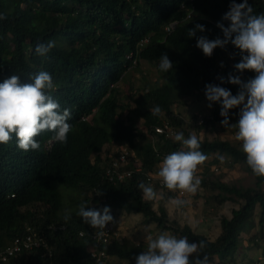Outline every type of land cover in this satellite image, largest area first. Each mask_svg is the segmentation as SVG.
Returning a JSON list of instances; mask_svg holds the SVG:
<instances>
[{
  "label": "trees",
  "instance_id": "trees-1",
  "mask_svg": "<svg viewBox=\"0 0 264 264\" xmlns=\"http://www.w3.org/2000/svg\"><path fill=\"white\" fill-rule=\"evenodd\" d=\"M231 3L0 0V82L12 75L31 82L39 71H47L57 85L51 95L61 109H70L68 122L72 126L64 144L52 140L48 146L53 134L46 132L36 137L39 150L24 152L16 146L15 138L8 145H0V264H98L87 257L93 246L92 231L76 215L81 204L95 210L107 206L140 213L145 223H154L177 238L187 237L190 243L203 241L201 258L206 255L207 261L234 259L239 233L252 226L256 207L258 223L264 225V178L252 173L242 146L224 138H198L199 150L206 157L215 154L218 159L224 154L231 162L243 163L255 180L252 186H239L207 175L201 178L200 186L216 191L218 204L238 203L230 216L220 218V233L214 240L169 219L163 205L154 209L138 187L141 182L148 185L147 174L168 154L186 150L174 141V135L156 133V125L166 119L185 138L191 135L189 129L198 131L213 125L210 118L198 123L196 114L186 119L185 113L176 112L174 108L183 98L204 94L207 84L219 85L233 95L240 90L239 85L227 82L229 75L240 77L234 68L241 59L239 49L229 42L205 57L196 47L200 36L223 39L217 23L229 26L222 17ZM248 3L255 15L264 14V0ZM189 10L193 11L186 18ZM175 20L178 23L167 31L165 27ZM197 24L205 31L189 38L188 30ZM49 40L56 46L47 57L38 56L37 45ZM162 54H167L173 64L168 73L159 69ZM143 62L161 74V82L146 81L139 87L126 82V74L140 70ZM250 74L253 77L249 79L254 78L255 73ZM219 77L224 78L223 84ZM156 107L161 109L159 114H153ZM242 107L229 110L232 131H238L235 123ZM220 110V104L214 103L213 118L221 123ZM112 142L133 152L118 169L122 175L132 171L131 175L119 177L115 172L109 179L107 170H115L109 156L112 151L103 148ZM137 166L140 171H136ZM98 190L102 195L96 194ZM173 195L168 191L164 197ZM66 211L71 212L68 221L64 220ZM61 225L65 227L60 229ZM139 250V245L124 238L114 239L106 247L108 255L131 261Z\"/></svg>",
  "mask_w": 264,
  "mask_h": 264
},
{
  "label": "clouds",
  "instance_id": "clouds-1",
  "mask_svg": "<svg viewBox=\"0 0 264 264\" xmlns=\"http://www.w3.org/2000/svg\"><path fill=\"white\" fill-rule=\"evenodd\" d=\"M222 19L230 22L228 27L217 23V27L223 33V39L209 40L205 36H200L197 38L196 47L202 50L205 57H211L214 49L218 47L223 49L230 42L241 53L240 62L234 65L236 71L243 73L247 70L255 73V76L243 82L239 76L229 75L227 82L240 87L236 95L219 85H205L204 95L209 102L207 107L211 108L214 103L220 104L219 114L223 117L221 123L214 120L212 112L208 115L199 111L193 113L196 117L200 113L204 121L206 118L212 119L213 125L218 122L224 127H231L229 110L243 105L238 113V121L235 123L238 129L235 138L241 142L246 163L252 173L264 178V14L255 15L248 0H242L241 3L232 0L229 10ZM197 31L204 32V26L197 24L189 29L188 37H194ZM55 46V41L49 40L46 43H39L35 52L38 56L47 57ZM159 61L160 71L168 73L173 69L167 54H162ZM220 66L223 67V64L221 63ZM219 79L221 84L225 82L223 77ZM56 87L52 75L43 70L32 76L31 82H22L18 75H12L0 82V145H8L15 138L16 146L24 152L39 150L40 143L36 137L46 132L53 134L51 139H48V146L52 140L61 144L67 142L72 128L68 122L71 119V111L67 108L61 109L59 102L53 99L51 93ZM245 97H247L246 102ZM160 111L161 109L156 107L153 114H159ZM174 141L179 142L182 149L186 150L168 154L152 172L148 173L153 177V182L150 183L146 176L148 185L143 182L138 185L144 199L148 201L153 202L161 198L160 195L164 197L168 191L177 196L178 192L195 194L201 184V178L197 175L201 165H208L210 173L220 171L215 172L213 169L216 166L220 168L221 160L214 161L210 166L207 161L215 154L206 157L199 150L201 143L196 135L191 134L185 138L182 132H178L174 134ZM106 148L108 147L103 149ZM96 194L102 195L101 190H98ZM170 202L177 207L185 203L179 198H172ZM116 210L118 209H110L107 206L102 210H95L86 204H81L76 212L83 223L90 226L91 231L98 230L96 234L100 237L105 234V227L113 221L116 236L103 246L105 251L114 239L121 238L118 237L119 229L113 216ZM70 218L71 212L66 211L64 220L68 221ZM64 227L61 225L60 229ZM79 235L83 236V232L80 231ZM204 247L203 241L190 243L187 237L177 238L168 233H161L155 238L147 237V248L135 257V264H207V256L201 258ZM108 256L110 255L107 254V258Z\"/></svg>",
  "mask_w": 264,
  "mask_h": 264
},
{
  "label": "rangeland",
  "instance_id": "rangeland-1",
  "mask_svg": "<svg viewBox=\"0 0 264 264\" xmlns=\"http://www.w3.org/2000/svg\"><path fill=\"white\" fill-rule=\"evenodd\" d=\"M139 69L137 72L130 70L126 74L127 83L134 87H139L146 81L149 83L153 81L161 82V74L149 63L143 62ZM250 73L247 70L241 73V80L249 79V76L253 77ZM126 96L129 97V94H126ZM182 101L174 109L176 112L182 111L185 113L186 119H190L194 111L208 115L213 108V105L211 108L207 107L209 102L206 100L205 95L201 93L189 98H183ZM187 132L196 135L199 139L224 138L241 146V142L235 138L237 132L232 131L230 126L224 127L218 122L208 128H202L200 131L193 129L187 130ZM106 147H109L112 151L117 149L118 144L112 142ZM219 159L221 160V166L218 173H210L208 165H201L198 168L197 175L200 178L204 175L209 176L210 179L220 178L223 181L239 186H252L255 184L253 176L243 163L231 162L230 158L224 154L220 155L218 159H215V155L210 156L207 162L211 166L214 161ZM215 194V190L200 186L195 194L178 195L179 197L174 194L170 198L160 195L161 198L153 201V208L155 209L157 205H163L169 219L175 220L179 225L187 224L193 231L205 235L210 240H214L220 233V218L222 216H230L232 208H237L238 206V203L231 201L218 204L214 198ZM172 198L183 199L185 203L180 207L174 206L170 202ZM258 211L259 209L256 207L252 226L242 228L239 233L238 248L241 251L236 250L234 253H237L236 258L218 259L213 262L207 261V264H264V225L260 226L258 223ZM113 216L119 229L118 237L126 239L129 244L140 246L137 256L146 250L147 237L155 238L161 233L175 236L169 231L159 229L154 223H145L140 213H130L119 209L115 211ZM104 264H135V261L108 256Z\"/></svg>",
  "mask_w": 264,
  "mask_h": 264
},
{
  "label": "built area",
  "instance_id": "built-area-1",
  "mask_svg": "<svg viewBox=\"0 0 264 264\" xmlns=\"http://www.w3.org/2000/svg\"><path fill=\"white\" fill-rule=\"evenodd\" d=\"M193 10H189L187 12V15H186V18H189L191 16V13H192ZM178 21H174L172 23L169 24L168 27H166L167 30H169L170 28L173 27V25L177 24ZM131 56V55H128V57ZM204 121V118L203 116L198 113L197 114V122L198 123H202ZM154 130L156 133L162 135V134H165L166 136H172L174 135L177 131H178V128L175 126V125H170L166 119H164V122L162 125H156L154 127ZM128 155H133V152L131 150H129L126 146H121V148L118 146L117 149L115 150H112V153L109 154L110 158H111V164L113 166V168L115 170H113L111 172L110 168L107 170V174L109 176V179L112 178V174L116 172V174L120 177L122 176H127V175H131L130 173H132V171H125L124 172V175H122V173H119L118 169L124 165L125 163V160L127 158ZM140 166L136 167V171H140ZM215 172H217L219 170V167H214L213 169ZM147 180L152 183L153 182V177L148 174L147 175ZM162 181V180H161ZM161 181H160V184H161ZM178 195L181 196L183 194L179 193L178 192ZM111 214V213H110ZM97 231L96 229H92V232H91V240L93 241V246H91L89 248V254H88V257L90 259H93L95 260L96 262L100 263V264H103L107 258V254H106V251L105 249L103 248L104 245L108 244L112 238H114V236H116V232H115V226H114V223L113 221L110 222L104 229L105 231V234L100 237V236H97ZM36 233H32L31 235H35ZM81 234V233H80ZM30 237L31 236H28L27 238V241L30 240ZM42 240V239H41ZM43 241V240H42ZM39 241H37L36 244H38ZM54 264V263H52Z\"/></svg>",
  "mask_w": 264,
  "mask_h": 264
},
{
  "label": "crops",
  "instance_id": "crops-1",
  "mask_svg": "<svg viewBox=\"0 0 264 264\" xmlns=\"http://www.w3.org/2000/svg\"><path fill=\"white\" fill-rule=\"evenodd\" d=\"M238 249V251H241V250H239V248H237ZM236 256H237V253L236 254H234V258H236Z\"/></svg>",
  "mask_w": 264,
  "mask_h": 264
}]
</instances>
